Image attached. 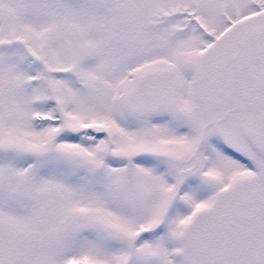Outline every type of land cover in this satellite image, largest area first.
Masks as SVG:
<instances>
[{"label": "snow or ice", "instance_id": "obj_1", "mask_svg": "<svg viewBox=\"0 0 264 264\" xmlns=\"http://www.w3.org/2000/svg\"><path fill=\"white\" fill-rule=\"evenodd\" d=\"M0 264H264V0H0Z\"/></svg>", "mask_w": 264, "mask_h": 264}]
</instances>
